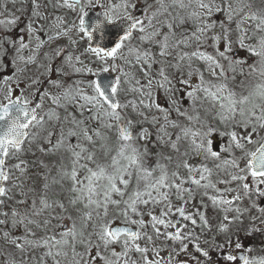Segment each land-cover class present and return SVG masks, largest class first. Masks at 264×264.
<instances>
[{"label": "snow or ice", "instance_id": "snow-or-ice-1", "mask_svg": "<svg viewBox=\"0 0 264 264\" xmlns=\"http://www.w3.org/2000/svg\"><path fill=\"white\" fill-rule=\"evenodd\" d=\"M32 6L33 15L43 19L37 0H32ZM55 7L77 13L78 23L69 25L63 17H56L49 41L67 37L69 44L76 45V34L91 39L105 26L118 29L110 46L85 49L94 62L103 65L100 71L117 75L107 82L89 80L86 87L80 80L66 83L63 78L72 74L98 75L84 66L80 56L68 53L59 67L37 65L48 78H29L27 88L40 97L34 104L23 90L15 95L12 82L20 88L17 74L36 62V50L44 41L27 58L20 53L28 44L23 39L11 42L17 55L11 60V76L2 82L0 98V241L10 250H0V264H214L212 249L222 250L225 244L204 248L195 236L194 252H189V237L194 233L182 232L165 217L172 212V195L185 203L192 198L193 189L185 184L204 189V195L209 189L221 193L217 185L232 181L242 182L247 195L251 189L243 182L249 175L253 183L264 184V0H57ZM93 7L100 11L88 25L86 9ZM17 19L0 20V25H14ZM27 31L31 38V23ZM8 43H0V55H8ZM63 51L53 49L52 58L61 57ZM238 51L247 56H237ZM44 59H49L48 53ZM6 67L0 64V72ZM53 74L56 79L51 78ZM45 83L56 89L55 94L43 88ZM124 85L134 98L121 103L118 94ZM160 89L167 107L155 95ZM185 95L190 108L182 103ZM45 99L51 101L46 112ZM129 107L137 119L127 115ZM145 110L156 114L148 116ZM202 115L226 126L221 136L228 137V145L222 151L230 158L221 159L213 150L208 137L215 129ZM37 140L41 141L38 150L58 156L57 163L41 161L44 171L35 177L27 175L23 160L8 166L9 160L18 159L26 142ZM248 145L258 146L253 151ZM235 151L240 155H231ZM193 155L219 160L215 169L230 179L214 181L213 168L188 162ZM229 168L243 175L233 174ZM181 169L187 170L186 176ZM14 170L19 175L9 186ZM14 190H19L21 198H15ZM240 198L208 196L213 206L225 205V213H236L231 219L224 216L228 223L220 224V232L228 233L229 225L236 221L240 222L238 231L248 235L261 231L244 229L242 210L233 208ZM158 205H163L159 216L149 207ZM175 211L197 225L183 206ZM259 211L264 213V208ZM198 216L202 228L210 227L204 213ZM120 217L125 226H113ZM127 225H136V230ZM149 227L156 239L163 236L179 247L171 248L167 257L161 256L163 249L155 246ZM169 228L175 232L167 231ZM225 243L231 246V235ZM241 247L235 243L236 249ZM182 254L186 258L181 259ZM223 259L236 261L237 257L227 254ZM239 259L243 264H264V258L250 260L241 255Z\"/></svg>", "mask_w": 264, "mask_h": 264}, {"label": "rangeland", "instance_id": "rangeland-1", "mask_svg": "<svg viewBox=\"0 0 264 264\" xmlns=\"http://www.w3.org/2000/svg\"><path fill=\"white\" fill-rule=\"evenodd\" d=\"M94 2V0H93ZM142 2V0H141ZM37 3L39 5V8L37 11L40 12L43 19L38 18L33 15V6H32V0H0V20L5 19H12V18H18L16 20V23L14 25H0V43L1 40L4 42L5 40L9 43L7 44V51L8 55L5 57L3 55H0V64H5L7 61L11 65V60L16 56L14 52V47L12 45V41H15L16 39L20 38L17 36L19 34L21 36V39L25 43H29L26 49L27 53L32 55L34 50H36L37 44L40 43L41 40L46 41L45 43L47 46V49L45 50V53H50L49 56V62L51 61L52 64H55L57 67H59L63 63V57L67 55L68 53H64L62 57H56L55 59L52 58V50L56 48H63L65 52L67 49H69V53H71L74 57L80 56L81 60L83 61L84 66L90 67L93 69L94 72L98 73L101 72L100 68L103 66L100 62L96 61L94 62V57L91 53L85 52V49L83 47V44H85V37L82 33L76 34L73 38L77 40L76 45L69 44L67 37H61L54 41H49L48 36L54 33V25L56 23V17H63L69 25H71L73 22L78 23V14L75 12H72L65 8H58L55 7L57 0H37ZM91 9H96L95 7ZM223 17H219V20H222ZM218 20V23H219ZM31 23L33 28V35L31 38H29V34L27 31L28 25ZM234 27V25H233ZM83 36V38H81ZM33 42V43H32ZM40 49L36 50V59L42 57L45 53L39 51ZM211 51V49H209ZM237 56H247L246 52L238 51L236 53ZM26 58V57H25ZM52 58V59H51ZM37 61L32 66H27V69L23 73H18L17 75L20 77V88H16V84L13 81L12 87L15 89V95H19L20 91L23 90L24 94L28 96L30 99L34 100L36 95H33L34 89H28L27 84L29 83V78H35L36 74H38V67L37 65L44 63L40 62L37 64ZM118 64H122V61H117ZM21 67H24L23 63L20 64ZM78 67L81 65H77ZM200 67H203V65H199ZM12 67V65H11ZM9 70V69H7ZM5 70L4 72H6ZM65 70L67 71V67H65ZM111 72V70H110ZM115 76L117 73L111 72ZM207 75V74H206ZM11 76V74H7L6 77ZM94 75L83 73V74H72L70 77H64L63 79L66 81V83H72L74 81L80 80L86 83L89 80H92V77ZM5 77V78H6ZM53 79H56L55 75H52ZM2 79L0 81V98H2V88L4 87ZM47 75L45 77L43 76L41 80H46ZM196 82L195 76L193 77V83ZM175 83V82H174ZM178 89L181 88L180 85H176ZM48 89L55 94L56 89L51 88V86H48ZM127 85L122 86L121 91L119 92L121 103H125L126 101L132 100L134 98V94L128 93L126 91ZM88 91H91L88 89ZM181 95V91L177 92ZM155 95L157 96L159 102L167 107V102L165 100V93L163 89H160L155 92ZM185 107H191V102L188 100L187 96H184V100L182 101ZM48 104L51 105V101L45 99L43 103V111L46 112L48 110ZM131 112H129L127 115H129L130 118L133 120L137 119L136 114L132 111V109L129 107ZM146 115L151 116L155 113V110L148 111L145 110ZM61 115H63V112L61 110ZM173 118H175V113L173 112ZM206 124L211 125L212 128L215 129V131L211 134V136L208 137L209 140H211L213 150L220 153L221 159H228L230 158V154L228 152H223L222 148L226 147L228 145V137L221 136V132L226 131V126L223 124H220L217 120H212L211 117H203ZM145 127H148V125H144ZM46 127H50V125H46ZM39 131V130H37ZM154 134V130H153ZM41 141L37 140L33 142L32 144L25 143L23 145V151L18 153V159H11L9 160L8 166L11 167V165L17 163L19 160H23L26 162L27 166V175L29 177H35L37 173H42L44 171L43 168L40 167L41 161H43L45 164L53 165L54 163H57L59 161V157L52 154H44L41 153L38 150L37 144H39ZM258 145H248L249 150H255V147ZM231 155L239 156L240 153L238 151H235L231 153ZM188 162L193 165H199L201 163L207 164L208 167L213 168V180H219L224 179L228 180L230 177L225 175L224 172H220L215 169V164L219 163V160H212L209 158L208 160H205L203 156L197 157V156H189ZM32 165L34 168L33 170L28 169V165ZM243 166V163H242ZM181 175H187V170L181 169ZM228 171L233 172V174H240L243 175V173H239L238 169H231L229 168ZM19 173L15 170L13 171L12 178L8 181V185L11 186L12 179H14L16 176H18ZM243 183H248L250 187V191L247 195L244 194V189L242 186V182L240 181H232L230 184H218V188L221 189V193H216L212 189L207 190L208 195H204V189H197L195 186L191 184H185L184 187L192 188L193 189V195L190 200H188L187 203H185L184 200L177 199L176 195H172L170 197L172 202V212L165 217V219H171L173 223L177 224V227L181 228V231L184 233L187 232H193L194 235L189 237V240L192 241V243L189 244V252H194L193 244L196 242L194 237L199 236V244L201 247L208 248L210 244H225V247L222 250L213 248L211 251V257L214 262V264H239V262L236 261H225L223 259L224 255L232 254L235 255L238 251H243L245 255L251 260V259H260L264 258V213H261L259 211L260 208H264V196L260 195V191H264V184L259 183H253L251 176H247L246 180ZM232 188L234 191L232 192H225L223 191L226 188ZM14 195L16 199L21 198L19 190H14ZM209 195H222L225 198L231 199L233 196L239 195L241 198L238 201L234 202L233 208L239 207L242 212L243 216L241 219L243 220V227L244 229H251L253 227L261 229V231H253L250 235L246 234V231L240 230L238 231V228L240 227V222L236 221L233 224L229 225V232L228 233H222L219 231V226L221 223L227 224L228 222L224 220V216L228 215L229 219H231L233 216L236 215L235 211H229L225 213L222 209L224 207H227L225 205L220 206H213L212 201L208 199ZM186 196V194H185ZM187 198V197H186ZM14 203L13 202H10ZM255 205V206H254ZM183 206L185 209L186 214H191L193 217L197 220V225L193 226L191 224V221L184 220L178 212L175 211L177 207ZM151 210L159 216L160 210L163 207V205H158L154 208L149 206ZM148 209H145V215L144 219L147 221L150 218L147 216L146 212ZM247 210V211H244ZM204 213L205 217L207 218L210 227L208 228H202L201 222L199 220L198 213ZM256 219H253V218ZM134 219H139L140 217H133ZM178 222V223H177ZM114 224H123V218H116L113 222ZM124 225V224H123ZM183 225H186V227H182ZM136 230V225H127ZM3 227V226H0ZM161 231H164L163 227L161 226ZM169 232H175L174 228L167 229ZM20 232H22V229L18 231L16 234L19 235ZM149 234H152L154 237V244L156 247L163 249L160 253L161 256L167 257L168 252L171 248L176 247L178 248V243L174 244L171 240H166L163 236H161L159 239L155 238L154 233L152 232V229L149 227L148 229ZM231 235L233 243L231 246H228L225 242L228 238V236ZM207 241L208 243H205ZM189 241L186 240L185 243H188ZM239 242L241 243L242 247L240 249L235 248V243ZM141 246H144L145 241H140ZM151 247V245H149ZM10 250V246L4 245L2 241H0V250ZM117 250L119 248L117 247ZM7 254V253H5ZM151 256V253H149ZM198 255V253L196 254ZM181 259L186 258L184 254L181 255ZM17 259H20L19 254L17 253ZM51 264V262H49Z\"/></svg>", "mask_w": 264, "mask_h": 264}, {"label": "water", "instance_id": "water-1", "mask_svg": "<svg viewBox=\"0 0 264 264\" xmlns=\"http://www.w3.org/2000/svg\"><path fill=\"white\" fill-rule=\"evenodd\" d=\"M88 15L85 17L86 24L90 25L96 18L98 11L88 10ZM118 29L105 26L101 31H95L91 39L88 38V47H96V46H110L112 41H114L116 37ZM114 79L112 76L107 73H99L95 76V80L101 82H107ZM243 254H238V258ZM240 260V259H239ZM242 262V261H240Z\"/></svg>", "mask_w": 264, "mask_h": 264}, {"label": "trees", "instance_id": "trees-1", "mask_svg": "<svg viewBox=\"0 0 264 264\" xmlns=\"http://www.w3.org/2000/svg\"><path fill=\"white\" fill-rule=\"evenodd\" d=\"M178 95L180 96V94H178ZM125 111H126V113H127V114H128L129 112H131V110H130L129 108H128V109H126ZM28 166H29V168H28V169H31V170H33V168H34V167H33L32 165H30V164H29Z\"/></svg>", "mask_w": 264, "mask_h": 264}]
</instances>
